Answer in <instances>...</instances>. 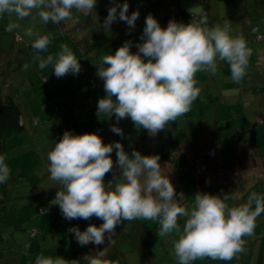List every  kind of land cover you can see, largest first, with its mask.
<instances>
[{"label":"rangeland","instance_id":"rangeland-1","mask_svg":"<svg viewBox=\"0 0 264 264\" xmlns=\"http://www.w3.org/2000/svg\"><path fill=\"white\" fill-rule=\"evenodd\" d=\"M117 2L123 4L125 0ZM112 3L113 0H98L87 15L73 10L75 22L69 20L72 26L74 24L73 30L41 25L40 18L32 25L36 33L52 34L47 52L40 53L42 56L59 52L60 39L56 36L67 35L71 45H75L72 51L81 65L76 75L69 73L57 78L51 66L40 70L34 61L37 50L31 47L35 37L24 36L23 27L7 33V24L0 26V51H6V58L12 56L11 44L14 49L25 45L27 50L23 51L20 65L12 63L0 71V97L19 96L25 126L22 133L6 140L10 165L6 184L10 187V196L5 208L0 209V252L3 254L0 264H34L39 254L54 257L55 245L60 247L61 257L68 264H87V255L99 250L105 251L104 258L110 264H178L173 247L177 233L159 236L158 222L123 220L110 241L106 238L102 245L81 246L69 229L66 230L65 222L71 224L69 228L76 226L83 231L89 224L99 226L102 220L93 216L88 220L69 221L62 216L58 205L50 203L61 185L49 178L47 152L65 130L75 134L99 130L97 135L105 144L119 141L129 154L135 149L142 155H151L152 141L146 130H137L130 118L117 122L115 115L107 117L98 113L97 102L105 96V91L103 80L96 75L97 70L105 66L101 57L114 53L126 41L132 42V52L137 51L135 45L141 42L145 18L149 14L161 27H166L169 20L187 24L202 13L207 15L209 27L228 21L233 34L243 35L252 50L247 74L239 82L231 79L229 66L223 61H218L215 75L197 72L195 79L200 97L196 103L201 108L197 114L187 113L169 125L170 131L184 128L186 135L195 139L194 143L177 144L172 152L174 163L160 162L162 172H169L175 191L183 192L182 203L191 205L199 191L227 196L229 206H237L246 202L243 196L248 190L258 189L259 183L264 182V158L258 156L259 153L264 155V39L256 42L251 34L254 27L264 36V16L253 17L257 12L262 14L264 0H242L239 7L230 0H127L128 15L139 11L135 27L129 28L126 22L119 21L112 23L113 28L104 29L102 25ZM247 13L254 15L246 19ZM15 34L23 36V40L15 38ZM4 41L10 46L6 44L4 48ZM76 49L80 50L79 56ZM25 63L30 65L28 70L23 68ZM208 94L210 96L206 97ZM196 103L194 101L192 106ZM112 124L122 129L123 136L111 131ZM246 142L257 146L258 152L251 153ZM110 155L116 158L115 151ZM118 178L117 175L114 178L105 176L106 188H114ZM233 196L239 199H231ZM184 222L185 218L178 219L181 229ZM35 227L40 232L31 239L28 232ZM259 230L264 232V213L257 217L254 234L244 237V251L232 260L205 258L193 264H264V238L251 242ZM249 240L251 244L247 243Z\"/></svg>","mask_w":264,"mask_h":264},{"label":"clouds","instance_id":"clouds-1","mask_svg":"<svg viewBox=\"0 0 264 264\" xmlns=\"http://www.w3.org/2000/svg\"><path fill=\"white\" fill-rule=\"evenodd\" d=\"M97 3L98 0H0V18L15 14L25 19L35 10L45 24L75 22L73 10L87 15ZM128 8L127 0L123 4L113 0L103 28L109 29L117 18L134 28L139 11L128 15ZM18 28V24L9 23L5 31ZM17 36L23 40V36ZM24 36L35 37L31 47L37 50L34 61L40 70L51 66L57 78L80 72L81 65L66 44H61L55 55H40L47 52L51 33L41 35L28 27ZM140 39L136 52L130 50L132 42L126 41L114 53L101 57L105 66L96 75L103 80L105 96L98 99L97 111L107 117L115 115L117 122L130 118L137 130L143 128L151 137L191 110L200 95L197 72L215 75L218 61H223L229 66L231 79L239 82L247 74L252 55L244 36L234 35L228 21L209 27L203 13L187 24L169 20L166 27L149 14ZM23 68L28 70L30 65L25 63ZM110 129L123 136L115 124ZM113 151L120 175L115 180L119 182L110 189L104 177L109 172L116 175L110 155ZM6 160V155L0 153V184L10 178ZM47 160L49 178L61 185L50 203L58 205L69 221L93 216L102 220L99 226L89 224L83 231L76 226L69 229L81 246L102 245L106 238L110 241L123 220H151L158 222L159 236L177 233L173 247L178 264H193L205 258L230 261L244 251V237L254 234L257 217L264 213V194L257 192H251L246 202L237 206H229L227 196L199 191L191 205L184 204L183 192L177 193L169 172H162L159 155H142L135 149L129 154L119 141L105 144L96 133L65 130L47 152ZM181 217L185 218L182 229L178 224ZM105 256V251H96L87 255V264H110ZM34 264L68 262L61 256L39 254Z\"/></svg>","mask_w":264,"mask_h":264},{"label":"trees","instance_id":"trees-1","mask_svg":"<svg viewBox=\"0 0 264 264\" xmlns=\"http://www.w3.org/2000/svg\"><path fill=\"white\" fill-rule=\"evenodd\" d=\"M232 1V3L236 4L237 7L240 6L242 0H230ZM244 2V0H243ZM120 4H122L120 2ZM119 10V9H118ZM263 12L261 14L257 12L256 15H254L253 13H247L245 14V18L250 19V14H253V17H260V16H264V8L262 9ZM235 13V12H234ZM252 17V18H253ZM102 18V15H101ZM104 18V17H103ZM252 20V19H251ZM10 21V22H9ZM23 21L19 20L15 14L12 15H8L5 14L2 18H0V26L3 24H8V23H16L19 26L22 24ZM51 26V25H50ZM53 28V26H51ZM59 28H63V24L60 23ZM110 28L112 27V24L110 25ZM255 30V31H254ZM111 33H113L111 31ZM251 34L254 35V41L256 42H261L264 39V36L262 35L261 31L258 28H254L252 27L251 30ZM18 37L17 34H15V38ZM60 39L59 41V46L61 44H68V46H71V50L75 45H71L69 38L67 37V35H58L56 36V38ZM258 37H260V39H258ZM57 42V41H56ZM58 46V47H59ZM76 47H80V46H76ZM77 54L79 56V49H76ZM45 81V79H43ZM95 84V83H93ZM210 96L209 94L206 95V97ZM200 97V95H199ZM198 99V98H197ZM196 99V100H197ZM195 100V103H196ZM201 108V106H199ZM198 107V104L196 103V106H192L191 110L188 112V114H192L194 113L197 114V112L199 111L198 109H200ZM200 115V114H199ZM184 116H187V114H185ZM174 122H170L168 125H166V127H168L169 125L173 124ZM175 126V125H174ZM165 127V128H166ZM165 128L160 131L155 137H149V140L152 141V152L151 154H157L160 157V162L165 163V162H170V163H174V159L172 157V152L174 151L175 147L177 146V144H181L182 142L185 141H191L192 143L195 142V139L192 137H188L186 135V131L184 130V128H175L173 131H170V126H169V130L167 133H165ZM25 130V126L22 123V111L20 108V100H19V96L17 94H9V95H5L0 97V153H3L6 155V140L18 135L20 133H22ZM99 134V133H98ZM214 134L216 135V133L214 132ZM100 136V135H99ZM247 143V142H246ZM248 144V148L252 149L251 153L254 152H258L256 151V147L252 144ZM251 155V154H249ZM258 156H260L261 158H264V155L262 154H258ZM6 163L8 164L9 168L10 165L8 163V160H6ZM260 188H251L250 190H248L247 193H245V195L243 196V199L246 201L247 200V196L251 193V192H256L260 193V194H264V182H260L259 183ZM253 190V191H252ZM9 191H10V187L8 186V184L4 183V184H0V209L1 208H5V203L8 201L9 199ZM69 225L67 221L65 222V226H66V230L70 229ZM32 230H35V234L33 236H31L30 232ZM40 232V229L38 227L32 228L29 230L28 234L29 237L35 238ZM260 233H258V236H256L254 239L251 240V242H256L262 238H264V232H262L261 230H259ZM250 240L247 241V243L251 244ZM56 254L55 256H61L62 254L60 253V247L56 246ZM85 253V251H82ZM83 253V254H84ZM2 253L0 252V258L2 257ZM54 256V257H55Z\"/></svg>","mask_w":264,"mask_h":264},{"label":"crops","instance_id":"crops-1","mask_svg":"<svg viewBox=\"0 0 264 264\" xmlns=\"http://www.w3.org/2000/svg\"><path fill=\"white\" fill-rule=\"evenodd\" d=\"M100 12L102 13L103 11H100ZM38 19H39V16L36 14V11L34 10L33 13H32V15L30 17H27L25 19H22L23 22H22V24L19 27H23L22 29L25 30L26 28L32 27V25H35L38 22ZM39 21H40V19H39ZM119 21L120 20L117 18V20L115 22L117 23ZM69 22H70L71 25L69 24ZM115 22H113V24H115ZM40 23H41V25L44 24L45 26L46 25H51V26L55 25L56 27H59V25H60V23L59 24H54V23H51V22L45 24L42 21H40ZM72 23H73L72 21L66 20L64 23H62L63 24V28L62 29H66L67 27H71L72 28L71 30L75 29L74 28V24L72 26ZM127 27H128V25H127ZM18 29H21V28H18ZM4 33H6V32H4ZM7 33H9V32H7ZM13 38H14V36H13ZM121 40H122V34H121ZM4 43H5L4 44L5 45L4 48H6V44L8 46H10L9 43H6L5 41H4ZM25 47L26 46L23 45V46H19L17 49H14V45L11 44V47L10 48H12V51H9V52L12 54V56L10 58H6V51L4 53H2V51H0L3 54V57L0 59V71H1L2 68L6 70V66L7 65H9V66L12 65V63H15V64H19L20 65V63H22L21 57L24 54L23 51H27L25 49ZM4 48H2V50H4ZM23 63H24V61H23Z\"/></svg>","mask_w":264,"mask_h":264},{"label":"water","instance_id":"water-1","mask_svg":"<svg viewBox=\"0 0 264 264\" xmlns=\"http://www.w3.org/2000/svg\"><path fill=\"white\" fill-rule=\"evenodd\" d=\"M111 158L113 160V172H115L116 175L119 176L120 171H118V166L116 164V158L115 157H111ZM105 176H107L108 178H114L115 177V176H113L112 172L106 173Z\"/></svg>","mask_w":264,"mask_h":264},{"label":"built area","instance_id":"built-area-1","mask_svg":"<svg viewBox=\"0 0 264 264\" xmlns=\"http://www.w3.org/2000/svg\"><path fill=\"white\" fill-rule=\"evenodd\" d=\"M255 31V30H254ZM258 39H260V37H258ZM99 133V130H96V134H98ZM41 213H42V209H41ZM35 230H32L31 232H30V234H31V236H33L34 234H35Z\"/></svg>","mask_w":264,"mask_h":264}]
</instances>
